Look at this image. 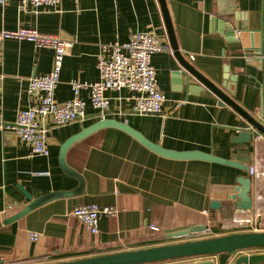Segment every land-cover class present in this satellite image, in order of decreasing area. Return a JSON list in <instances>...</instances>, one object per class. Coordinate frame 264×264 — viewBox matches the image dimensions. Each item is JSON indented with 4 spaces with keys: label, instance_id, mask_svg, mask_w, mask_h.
<instances>
[{
    "label": "crops",
    "instance_id": "obj_1",
    "mask_svg": "<svg viewBox=\"0 0 264 264\" xmlns=\"http://www.w3.org/2000/svg\"><path fill=\"white\" fill-rule=\"evenodd\" d=\"M166 1L179 48L192 64L247 111L264 107V54L257 49L264 0ZM18 26L72 41L55 90L58 101L74 96L73 80L90 82L100 77L97 55L102 43L125 41L134 31L157 32L166 45L152 55L160 88L167 95L164 110L136 111V91L123 87L107 91L111 107L106 117L128 122L167 148L201 149L225 158L240 154L232 140L234 126H249L240 112L221 103L215 92L196 79L187 92L185 81L174 78L177 60L160 0H60L55 8L42 6L40 10L21 0H0V31ZM54 53V48L28 39L0 36L1 221L31 202L23 188L35 198L78 184V178L67 174L60 164L61 146L101 119L89 87L83 86L80 95L87 102V117L65 124L49 121V154H34L16 133L13 126L19 111L36 100L29 92V79L52 68ZM224 74L234 77L226 79V86L222 85ZM248 149L253 173L209 159L164 156L118 126L100 127L73 141L66 152L67 163L85 178L82 192L50 198L17 219L1 223L2 264H42L234 231L264 230V133L252 129ZM242 174L253 177V206L248 209L236 208L231 197ZM213 201L220 206L214 207ZM91 202L119 209L116 214L101 215L97 233L67 214L70 208ZM246 218H251L248 227L236 221ZM193 224H206L207 228L167 236L168 230ZM31 231L39 232L38 237L33 238ZM261 252L264 247L237 250L227 264L241 254ZM209 258L186 256L146 264H193Z\"/></svg>",
    "mask_w": 264,
    "mask_h": 264
},
{
    "label": "built area",
    "instance_id": "obj_2",
    "mask_svg": "<svg viewBox=\"0 0 264 264\" xmlns=\"http://www.w3.org/2000/svg\"><path fill=\"white\" fill-rule=\"evenodd\" d=\"M6 2L7 0H2ZM33 4L37 10L42 6L56 7L60 0H21ZM2 38L28 39L39 46L54 48L52 68L44 74L33 75L29 79V92L36 97L28 107L22 108L17 116L14 129L27 142L34 154H49L48 122L65 124L87 117L86 100L81 97L83 86L90 89V99L98 109L100 118H105L111 107L110 89L128 87L136 91L134 109L142 113H156L164 110L166 93L160 88L157 70L152 61L153 53L166 48L157 32L153 30L134 31L125 41L111 40L101 44L97 55V67L100 77L90 82L72 81L74 96L65 101L55 98V90L60 80V73L68 47L72 41L57 34L45 33L36 28L18 26L0 31ZM179 103L175 104L178 107ZM250 172L255 171L254 166ZM118 207L101 206L96 202L81 203L67 211L84 223L91 232H99V219L102 214H116ZM237 223L248 227L251 218L236 219ZM246 223V224H245ZM153 227L156 228L154 225ZM37 238L39 232L31 231ZM3 257L0 256V264Z\"/></svg>",
    "mask_w": 264,
    "mask_h": 264
},
{
    "label": "water",
    "instance_id": "obj_3",
    "mask_svg": "<svg viewBox=\"0 0 264 264\" xmlns=\"http://www.w3.org/2000/svg\"><path fill=\"white\" fill-rule=\"evenodd\" d=\"M165 23L167 26L168 34L173 47V52L177 60V67L172 70L173 76L177 81H185L187 85V92H190L192 87L191 80L196 79L202 86L210 88L219 97L221 103L231 104L240 114L246 119L249 126H234L235 132L232 136V140L237 143L235 150L240 154H234V157L241 159L225 158L222 156L215 155L212 152H207L201 149H187L178 150L174 148H167L160 143L154 142L149 139L140 130L131 126L124 120H119L113 117H105L97 120L96 122L83 127L79 132L68 137L61 146L60 152V164L65 172L69 175L78 178V184L70 190H55L47 192L41 196L33 198L32 194L27 190H24L26 195L31 199V202L22 208L19 212L7 216L2 222L9 223L14 219L22 216L33 207L47 201L50 198L62 195L77 194L85 188V178L81 172L70 166L66 161V152L68 147L76 139L87 135L88 133L104 126L113 125L118 126L130 134L135 136L138 140L144 143L154 151L168 157L174 158H203L218 161L221 163L230 164L239 168L249 170L251 162V152L248 149L249 144L252 140V129H256L264 133V107L256 109L253 113L247 111L237 102H235L225 91L222 86L217 84L213 79L200 72L192 62L183 53L177 42L173 22L167 6L166 0H160ZM258 51L264 54V24L261 28V42L258 46ZM262 66L264 68V59L262 60ZM229 71L228 68H225ZM228 78L231 74H224L223 86L227 85ZM192 91V90H191ZM243 154V155H242ZM240 185L235 186L234 192L231 197L235 199V207L241 209H248L253 206V195H252V175H240L237 178ZM214 207H219L220 204L217 201H213ZM206 224H193L189 226H182L168 230L167 236H180L189 235L195 232L206 230ZM251 247H264V230H246V231H234L226 234L193 238L189 240H183L178 242H171L159 245H153L148 247L134 248L116 252L103 253L98 255L86 256L81 258H74L69 260H60L42 264H146L152 262H158L168 259L188 257V256H201L206 255L211 258L207 260L197 261L193 264H227L233 258L235 251L251 248ZM264 261V252L254 254H241L239 255L232 264H259Z\"/></svg>",
    "mask_w": 264,
    "mask_h": 264
},
{
    "label": "rangeland",
    "instance_id": "obj_4",
    "mask_svg": "<svg viewBox=\"0 0 264 264\" xmlns=\"http://www.w3.org/2000/svg\"><path fill=\"white\" fill-rule=\"evenodd\" d=\"M243 264H248V263H243Z\"/></svg>",
    "mask_w": 264,
    "mask_h": 264
}]
</instances>
